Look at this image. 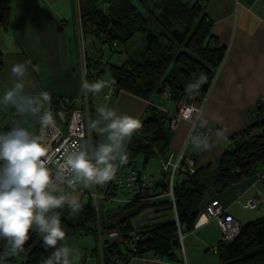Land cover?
<instances>
[{"label":"trees","instance_id":"16d2710c","mask_svg":"<svg viewBox=\"0 0 264 264\" xmlns=\"http://www.w3.org/2000/svg\"><path fill=\"white\" fill-rule=\"evenodd\" d=\"M204 1L79 0L81 28L85 35L98 37L102 43L112 47L118 42H128L137 32L144 33L146 38L145 48L138 59L129 58L119 65L102 59L90 63L96 75L114 80L111 87L115 92L123 90L148 100L157 95L164 96L173 107L172 110L150 104L141 120V129L133 134L127 147L128 161L142 155L146 164L152 156L158 159L170 151L167 145L171 117L178 111L181 102H202L216 69L223 61L226 48L211 32ZM11 13L10 0H0L1 28L9 27ZM200 72L206 74L207 82L200 87L198 95L189 98L185 86ZM50 97L54 119L66 124L77 104L76 100ZM254 114V120L246 129L231 136L215 170L210 165L197 166L194 173L176 176V211L184 232L195 229L197 217L211 199H217L218 194L232 186H241L243 182L253 180L254 175L261 172L259 169L264 163V103L257 105ZM161 175V180L154 182L153 192L157 194L166 189L165 173L161 171ZM106 189L109 195L116 194V188L111 183ZM88 196L87 199L81 196L82 208L76 214H72L67 206L57 210L66 235L73 230L91 229L90 225L98 221L99 208L93 197ZM160 206L173 212L171 201L164 195L151 201H141L134 195L130 201L110 210L107 217L103 215L98 230L116 231L121 239H109L101 245L102 263L128 264L133 257L149 254L160 259L182 261L174 213L161 222L150 224L142 221L138 227L134 224L143 211L151 210L152 213ZM133 235H139L134 249L129 245ZM218 236L219 233L213 244L219 257L218 264H264V217L241 224L239 234L232 240L223 242L218 240ZM2 248L0 243V251ZM24 248L25 251L19 254L21 264H40L52 251L42 246V240L36 233H30ZM114 258L121 263H116ZM9 262L15 263L16 256L10 257Z\"/></svg>","mask_w":264,"mask_h":264},{"label":"crops","instance_id":"0c3cea01","mask_svg":"<svg viewBox=\"0 0 264 264\" xmlns=\"http://www.w3.org/2000/svg\"><path fill=\"white\" fill-rule=\"evenodd\" d=\"M235 1L203 2L212 34L226 48L225 56L216 69L211 86L200 102L201 115L212 128L207 141L208 146L194 148L191 143H186L191 123L185 119L179 120L176 127L171 130L167 145L170 151L178 152L183 149L187 155H193L198 167L210 165L213 170L216 169L231 136L246 129L254 120L257 105L264 103V0H237L238 5ZM10 3L12 8L10 25L7 29L0 27V94L11 84L12 65L26 61H31V64L39 69L38 72L29 70L28 78L35 83V88L29 90L47 91L54 97L75 100L81 91L83 80L87 79L90 82L106 80L104 76H97L90 65L98 59L104 61L103 50L95 42L97 40L102 43V40L83 33L79 0H10ZM70 26L74 29L73 37L65 32ZM144 48L145 44L142 51ZM109 90L113 92L108 94ZM106 95L110 96L108 100L104 99ZM87 99L90 123L98 118L96 109L99 106L113 108L118 114H128L140 121L148 112L150 104L166 109L170 106V102L166 101L164 96L157 95L148 100L123 90L115 92L113 87L105 88L96 97L88 94ZM12 112L13 110L0 111V131L7 130L13 119ZM28 126L31 130L37 131L38 123L30 120ZM90 131L94 146L101 137ZM130 142L127 143V147ZM150 159L146 164L143 163V170L147 168ZM259 171L264 173V163ZM256 176L257 173L253 180L241 186H232L217 196L220 204L227 209V213L241 224L264 217V207L249 209L242 205L243 201L255 193H259L264 200V181H257L255 186L251 187ZM161 178L162 175L152 180L158 182ZM110 182L101 188L105 190ZM201 220L202 224L199 227L187 233L205 248L216 243L219 227L213 219L203 216ZM111 232L114 231L106 233L110 235ZM191 243L188 253L184 242L182 243L184 251L182 261L157 260L148 255L133 257L129 259L128 264H208L210 261L211 264H216L214 259L206 255L204 257L208 259L201 258L199 245L193 241Z\"/></svg>","mask_w":264,"mask_h":264},{"label":"clouds","instance_id":"9594fccd","mask_svg":"<svg viewBox=\"0 0 264 264\" xmlns=\"http://www.w3.org/2000/svg\"><path fill=\"white\" fill-rule=\"evenodd\" d=\"M30 69L39 71L31 61L13 64L11 84L0 94V111L15 113L7 130L0 131V264H8L10 257L25 251L30 233L41 238L45 249H52L40 264H78L79 252L61 243L66 233L57 210L67 206L76 214L82 205L78 198L65 194V186L75 191L77 185L90 189L113 180L118 167L128 161L127 143L142 125L134 116L99 106L98 118L89 128L101 137L100 141L94 146L79 141L66 144L62 157L53 161L45 134L55 124L51 97L47 91L29 90L35 88L28 78ZM206 82V74L200 72L186 84V95H198ZM114 83L112 79H85L81 89L85 95H96ZM30 120L40 125L39 132L30 129ZM191 123L194 132L189 142L194 148H206L207 140L195 130L204 128L207 121L197 113ZM50 164H54V170Z\"/></svg>","mask_w":264,"mask_h":264},{"label":"built area","instance_id":"2783aa9c","mask_svg":"<svg viewBox=\"0 0 264 264\" xmlns=\"http://www.w3.org/2000/svg\"><path fill=\"white\" fill-rule=\"evenodd\" d=\"M235 3L236 5L239 4L237 0ZM163 94L166 95L165 92H163ZM76 102H78V104H76V106L72 109L66 124H62L57 119H55L54 126H51L45 130L46 142L50 144V155L52 156L53 161L59 160L62 157L66 144L79 141L92 146L91 131L89 128L90 110L87 95L84 94L82 98L76 99ZM193 109L196 111L194 112ZM197 113L201 114L200 104H196L195 102H181L178 106V111L173 114L169 121V129L173 130L176 127L178 121L181 119L188 120L191 123V120L195 119ZM189 115H191V119H189ZM12 116L13 118L15 117L14 111L12 112ZM39 130L40 125L38 124L37 132H39ZM195 131L199 132V134L208 141L212 132V128L206 124L204 128L196 129ZM193 132L194 130L191 123L186 143H190L188 138L190 133ZM158 162L160 165V170L165 173L166 183V189L161 194L153 192L154 182L152 181L149 172L144 173L140 171L136 167L134 161H128L123 166V169L116 173L115 178L111 180L110 183L116 188V191L119 188L124 189V191L130 195V198L118 199L114 195H109L107 189L104 191L94 190L91 193L88 192V195L92 196L96 201L104 200L105 202H128L134 195H136L141 201H151L157 198L159 195L166 196L171 201V206L177 225L178 239L180 242L181 251L183 253L184 251L182 241L185 232L184 228L180 226L178 222L174 187L176 176L178 174L195 172L197 168L196 158L193 155H187L182 149L178 152L168 151L164 157L158 158ZM49 167L53 168L54 170V164H50ZM257 181H264L263 172H258L257 178L251 184V187H254ZM71 190L73 189L65 186V193ZM82 193L84 194L85 191H82ZM241 193L242 191L239 194L241 195ZM242 205L245 208L258 209L259 207H264V200L261 199L259 193H255L243 201ZM203 216L216 221L219 227L218 240L227 242L232 240L240 232V221L229 215L227 213V209L220 204L218 199H211L206 204L203 212L197 217L194 228H197L202 224L201 219ZM138 239L139 235H133L131 237L129 242L131 248L134 249ZM207 249L212 252L215 251L214 245L207 246ZM152 256L157 260L160 259L158 256ZM85 259L88 260L89 257H86ZM114 261L116 263H121V260L116 258H114Z\"/></svg>","mask_w":264,"mask_h":264},{"label":"rangeland","instance_id":"374dc122","mask_svg":"<svg viewBox=\"0 0 264 264\" xmlns=\"http://www.w3.org/2000/svg\"><path fill=\"white\" fill-rule=\"evenodd\" d=\"M73 20H74V17H73ZM65 32H67L68 35L73 37L74 29L72 26H70V27L66 28ZM95 42L97 44H99L100 47L102 48V50H103L102 54L104 56L105 62L109 61L112 64L119 65L129 58H137L138 59L139 54L142 51V48L146 42V38H145L144 33L137 32L132 36V38L128 42H125V43L124 42H118V44H116L113 47L108 45L107 43L104 44V43L97 42V40H95ZM78 71H80V67H79ZM112 92H113L112 90H109L108 94H111ZM83 95H84V92L81 89V91H79L76 99L82 98ZM94 96L96 97L97 94ZM77 104H78V102H77ZM169 108L173 110L172 105H170ZM134 161H135L136 167L138 169H140L142 172H144V173L150 172V174L152 176L151 179L154 180V179H157L161 176L159 162H158V159L156 157H153V156L151 157L150 162H149V164L145 170H143V167H142L143 166L142 155H138L134 159ZM120 168L121 169H119V171H121L123 169V167H120ZM245 182H243V184ZM101 187L102 186H95L93 188L88 189V188H83L82 185H77V188L75 191H73V190L67 191L65 194L72 196V197H76L78 199H80L81 196L83 195L84 199H87L89 197L88 192L91 193L94 190L103 191L104 189H102ZM82 191H85V193L83 194ZM114 196L118 199L130 198V195L127 194L124 191V189H122V188L117 189L116 194ZM94 203L97 204L98 208H99V211L97 212L98 221H96L95 223H92L90 225L91 229H85V230L80 229V230L71 231L68 235H66L65 240L63 242H61V243L66 244L67 246H69L71 248L76 249L79 252L80 260H79L78 264H103L101 251H100L101 245L106 240H109L110 236H112L111 239L116 240V241H119L120 239H118V238H121L119 235L120 233H118L116 231H115V233L111 232V233H109L110 235H108V233H106V232H100V229L98 230V227L100 225V220H102V216L104 215L105 217H107V215H109L110 210L117 208V206L119 204H121L122 202H120V201L119 202H116V201L106 202V204H104V206H103L102 201H100V200L96 201L94 199ZM154 210L149 215L150 216L149 219L144 220L143 223L152 224L155 222H161V221L165 220L166 217H171L173 215L172 210H170V211L165 210V209H163L162 206H160V208L157 211H154ZM113 214H114V212H113ZM188 232H190V231H188ZM193 239L194 238H191V235H188V233H186V232L184 233L183 242H184V246L186 247L187 253L190 251L191 244H192L191 242L193 241L194 244L199 245V248H200L199 256L201 258H203L205 260L208 259V258L204 257L206 255V256L210 257V259L211 258L214 259L216 261V264H218V262H219L218 255L215 254L214 251L213 252L207 251L206 247L208 245L205 248H203V246H201L196 240H193ZM210 244H212V243H210ZM182 255H184V253H182ZM86 257H89V259L86 260L85 259ZM21 261H22V257L17 255L16 256V262L15 263L9 262L8 264H21ZM209 263L211 264V261L208 262V264Z\"/></svg>","mask_w":264,"mask_h":264},{"label":"water","instance_id":"95a60500","mask_svg":"<svg viewBox=\"0 0 264 264\" xmlns=\"http://www.w3.org/2000/svg\"><path fill=\"white\" fill-rule=\"evenodd\" d=\"M151 214V210H146V211H143L136 219H135V226L138 227L140 225V223L144 220H146L149 215Z\"/></svg>","mask_w":264,"mask_h":264},{"label":"bare ground","instance_id":"6f19581e","mask_svg":"<svg viewBox=\"0 0 264 264\" xmlns=\"http://www.w3.org/2000/svg\"><path fill=\"white\" fill-rule=\"evenodd\" d=\"M202 219H203V217H202Z\"/></svg>","mask_w":264,"mask_h":264}]
</instances>
